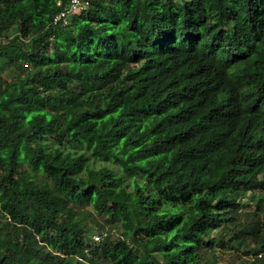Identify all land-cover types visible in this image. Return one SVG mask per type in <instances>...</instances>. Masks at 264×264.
Returning <instances> with one entry per match:
<instances>
[{
    "label": "trees",
    "instance_id": "16d2710c",
    "mask_svg": "<svg viewBox=\"0 0 264 264\" xmlns=\"http://www.w3.org/2000/svg\"><path fill=\"white\" fill-rule=\"evenodd\" d=\"M68 3L0 0V264H264V0Z\"/></svg>",
    "mask_w": 264,
    "mask_h": 264
},
{
    "label": "rangeland",
    "instance_id": "374dc122",
    "mask_svg": "<svg viewBox=\"0 0 264 264\" xmlns=\"http://www.w3.org/2000/svg\"><path fill=\"white\" fill-rule=\"evenodd\" d=\"M101 165H104V163L103 164L98 163L95 166L100 167ZM250 194L256 197L254 202L253 200L250 199ZM244 202L246 205L242 209L243 216L241 219H245L244 216L245 214H250L253 212L257 213L261 217V219L264 217V187H255L250 189L246 194V198L244 199ZM258 206H260L261 211H258ZM81 211L85 214L91 213V217H88L87 219V227L90 228L89 234L94 242H100L102 239V238H100V240L95 239V237L101 235L98 233V225L102 228V231L104 233L109 234L111 238L112 237L116 238L120 235V231L118 230V228H115L116 226H114L113 228L110 224L105 223L103 217L98 216L96 214H92L90 207H84L81 209ZM215 252L217 253L216 256L213 252H209V256H211V258H216L217 264H226L230 260L229 256H239V254H235V253L229 254V252L220 253L219 249H216Z\"/></svg>",
    "mask_w": 264,
    "mask_h": 264
},
{
    "label": "built area",
    "instance_id": "2783aa9c",
    "mask_svg": "<svg viewBox=\"0 0 264 264\" xmlns=\"http://www.w3.org/2000/svg\"><path fill=\"white\" fill-rule=\"evenodd\" d=\"M91 0H70L66 7H64L59 13L53 16L52 24L65 26L68 24L71 16L83 12L90 4ZM59 5V3H57ZM99 240V237H95Z\"/></svg>",
    "mask_w": 264,
    "mask_h": 264
},
{
    "label": "clouds",
    "instance_id": "9594fccd",
    "mask_svg": "<svg viewBox=\"0 0 264 264\" xmlns=\"http://www.w3.org/2000/svg\"><path fill=\"white\" fill-rule=\"evenodd\" d=\"M70 1V0H69ZM90 5V4H89ZM89 5L87 6V8L83 11V12H81V13H84V12H86V10L88 9V7H89ZM70 20V19H69Z\"/></svg>",
    "mask_w": 264,
    "mask_h": 264
}]
</instances>
